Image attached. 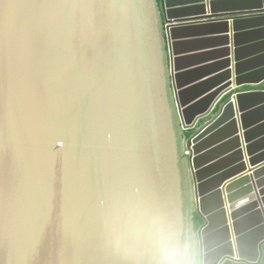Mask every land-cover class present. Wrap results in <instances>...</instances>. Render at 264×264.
<instances>
[{
    "label": "water",
    "instance_id": "water-1",
    "mask_svg": "<svg viewBox=\"0 0 264 264\" xmlns=\"http://www.w3.org/2000/svg\"><path fill=\"white\" fill-rule=\"evenodd\" d=\"M259 46L264 0H0V264H264Z\"/></svg>",
    "mask_w": 264,
    "mask_h": 264
},
{
    "label": "crops",
    "instance_id": "crops-1",
    "mask_svg": "<svg viewBox=\"0 0 264 264\" xmlns=\"http://www.w3.org/2000/svg\"><path fill=\"white\" fill-rule=\"evenodd\" d=\"M248 29H253V27H248ZM232 31H233V28H232L231 24H229V32L232 33ZM244 31L247 32L248 30H244ZM211 35H218V32L217 31L213 32V31L201 30L200 32L192 34V36L198 37V39L216 37V36H211ZM261 39L262 38H260V36H253L252 38H250V37L246 38V40L244 42H246V44H249V43L255 44L258 41H260ZM230 43L234 44L233 41H231ZM214 45L215 44H210V42H205V43L199 44L197 49H200V52H198V53H201V54L202 53H206V52L212 51L211 49H216L217 50L218 46L211 48V46H214ZM262 51H264V47L263 46H259V47L250 49L248 51L247 55H255V54L260 53ZM233 58H234V55H233ZM211 59H213V58L204 57V58L198 60L196 63L197 64L204 63L202 65H207V63H209V60H211ZM254 89H256V90H264V87H258V88L248 87V88H246V90H254Z\"/></svg>",
    "mask_w": 264,
    "mask_h": 264
},
{
    "label": "trees",
    "instance_id": "trees-1",
    "mask_svg": "<svg viewBox=\"0 0 264 264\" xmlns=\"http://www.w3.org/2000/svg\"><path fill=\"white\" fill-rule=\"evenodd\" d=\"M230 264V263H229ZM231 264H235V263H231Z\"/></svg>",
    "mask_w": 264,
    "mask_h": 264
},
{
    "label": "snow or ice",
    "instance_id": "snow-or-ice-1",
    "mask_svg": "<svg viewBox=\"0 0 264 264\" xmlns=\"http://www.w3.org/2000/svg\"><path fill=\"white\" fill-rule=\"evenodd\" d=\"M38 247V246H37ZM38 250H39V248H38Z\"/></svg>",
    "mask_w": 264,
    "mask_h": 264
}]
</instances>
